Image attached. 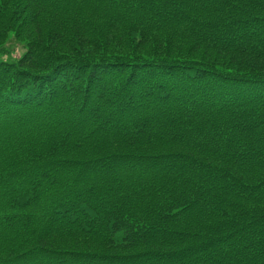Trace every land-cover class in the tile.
I'll list each match as a JSON object with an SVG mask.
<instances>
[{
  "label": "trees",
  "instance_id": "1",
  "mask_svg": "<svg viewBox=\"0 0 264 264\" xmlns=\"http://www.w3.org/2000/svg\"><path fill=\"white\" fill-rule=\"evenodd\" d=\"M0 264H264V0H0Z\"/></svg>",
  "mask_w": 264,
  "mask_h": 264
},
{
  "label": "rangeland",
  "instance_id": "2",
  "mask_svg": "<svg viewBox=\"0 0 264 264\" xmlns=\"http://www.w3.org/2000/svg\"><path fill=\"white\" fill-rule=\"evenodd\" d=\"M13 45V54H12V58H17L19 55H21V53L23 52V48L22 46H18V45H14V43H11ZM11 49V48H10Z\"/></svg>",
  "mask_w": 264,
  "mask_h": 264
}]
</instances>
